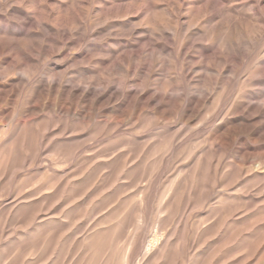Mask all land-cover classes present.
<instances>
[{"label":"rangeland","instance_id":"obj_1","mask_svg":"<svg viewBox=\"0 0 264 264\" xmlns=\"http://www.w3.org/2000/svg\"><path fill=\"white\" fill-rule=\"evenodd\" d=\"M0 50V264H264V0H0Z\"/></svg>","mask_w":264,"mask_h":264},{"label":"bare ground","instance_id":"obj_2","mask_svg":"<svg viewBox=\"0 0 264 264\" xmlns=\"http://www.w3.org/2000/svg\"><path fill=\"white\" fill-rule=\"evenodd\" d=\"M212 1V0H211ZM207 2V0H206ZM215 3V2H214ZM218 3V2H217ZM217 3L216 5H213L214 7L217 6ZM211 5V4H209ZM212 7V5L210 6V8ZM209 8V6H208ZM207 8V9H208ZM212 10V9H211ZM209 12V11H208ZM206 13V12H205ZM212 13V11H211ZM210 13V14H211ZM209 14V13H207ZM205 17V16H204ZM252 22V21H251ZM194 31V30H192ZM193 33V32H192ZM63 36L67 35L65 32H63L62 34ZM62 36V37H63ZM7 44V43H6ZM5 44V45H6ZM195 44V43H194ZM7 46V45H6ZM2 48V47H1ZM1 51V50H0ZM7 56V55H6ZM13 68H16V67H13ZM25 71V70H23ZM4 73V72H3ZM7 73V72H5ZM28 77H29V74H27ZM3 76V75H2ZM52 76V75H50ZM25 77V76H24ZM27 77V76H26ZM55 78V77H54ZM53 78V79H54ZM22 79V78H21ZM24 79V78H23ZM29 79V78H28ZM56 80V84H54V86H50V85H45V88H43L44 90H52L54 91V93L58 92L59 88H60V84H59V81H60V78H57L55 79ZM261 82V81H260ZM89 84V83H88ZM44 86V85H43ZM102 90L99 91V92H94L92 90H88L86 91V88L85 87H82V86H78V85H75L73 86L72 88H68V87H65V90L73 95H78L79 97H91V99H96L98 101L100 100H103V99H109V100H113L114 98H116L117 96V93L118 91H114L113 88L110 86V85H103L102 86ZM144 90V89H143ZM165 94V93H164ZM127 95L128 96H134V97H139L140 99L141 98H145L148 96V99L151 100V97L149 96V91H146L144 93H140L139 91H129L127 92ZM166 96V95H165ZM183 96V95H182ZM159 97H164L163 94L159 95ZM132 98V97H131ZM183 98V97H182ZM147 99V98H146ZM153 101V100H152ZM195 101V98L194 97H188L187 95H185V102L190 104L192 102ZM182 102L184 103V101L182 100ZM200 102V101H198ZM250 109H252V112L250 113V117L252 119H255V121L257 120H260V119H264V103L262 104V106H256V105H251L250 106ZM243 117V116H242ZM262 128V127H261Z\"/></svg>","mask_w":264,"mask_h":264}]
</instances>
